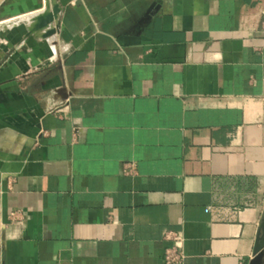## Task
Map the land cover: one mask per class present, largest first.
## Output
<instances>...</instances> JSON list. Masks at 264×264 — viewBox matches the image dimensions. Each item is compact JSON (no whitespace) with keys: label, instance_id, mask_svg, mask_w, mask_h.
Instances as JSON below:
<instances>
[{"label":"crops","instance_id":"obj_1","mask_svg":"<svg viewBox=\"0 0 264 264\" xmlns=\"http://www.w3.org/2000/svg\"><path fill=\"white\" fill-rule=\"evenodd\" d=\"M263 223L264 0H0V264H252Z\"/></svg>","mask_w":264,"mask_h":264},{"label":"water","instance_id":"obj_2","mask_svg":"<svg viewBox=\"0 0 264 264\" xmlns=\"http://www.w3.org/2000/svg\"><path fill=\"white\" fill-rule=\"evenodd\" d=\"M61 13V8L58 4H55L53 7H51L50 3H46V9L43 13L39 14L38 16H35L32 19L33 32H42L43 38L48 39L53 37L56 34L55 28H53V25L55 22L58 21L59 15ZM262 232L259 237L258 246L256 250V254L258 255L257 258L253 261L252 264H261V252L264 248V223L262 224Z\"/></svg>","mask_w":264,"mask_h":264},{"label":"built area","instance_id":"obj_3","mask_svg":"<svg viewBox=\"0 0 264 264\" xmlns=\"http://www.w3.org/2000/svg\"><path fill=\"white\" fill-rule=\"evenodd\" d=\"M168 247L165 250V264H183L186 258L184 251V238L177 233H169L165 236Z\"/></svg>","mask_w":264,"mask_h":264}]
</instances>
